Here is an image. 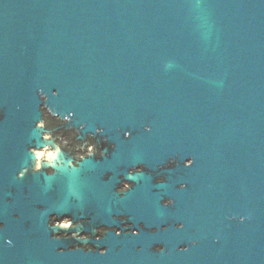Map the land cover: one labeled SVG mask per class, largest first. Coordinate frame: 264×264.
Returning <instances> with one entry per match:
<instances>
[{"label": "water", "instance_id": "95a60500", "mask_svg": "<svg viewBox=\"0 0 264 264\" xmlns=\"http://www.w3.org/2000/svg\"><path fill=\"white\" fill-rule=\"evenodd\" d=\"M0 264H264V0H0Z\"/></svg>", "mask_w": 264, "mask_h": 264}, {"label": "flooded vegetation", "instance_id": "af4514ba", "mask_svg": "<svg viewBox=\"0 0 264 264\" xmlns=\"http://www.w3.org/2000/svg\"><path fill=\"white\" fill-rule=\"evenodd\" d=\"M42 139L44 140V146L42 148H35L33 147L31 149V152L33 154H38L41 158L39 159L40 165L37 166L36 161V167L39 168L40 171L43 173H46L47 176H51L54 173V170L51 165V159L53 154L59 153L61 157H63L65 160L71 159L72 163L74 165H78L86 158H89V154L93 157L94 161H98L102 158L103 152L102 149L96 148L93 144H87L84 142H79L75 139L74 135H70L69 133H63V132H56L52 134H44L42 136ZM46 166V167H44ZM44 167V168H42ZM34 169L33 173L39 171ZM135 171L141 172V168L136 169ZM132 173L133 171H129ZM122 179V178H120ZM104 180L106 182H109V175L105 174ZM132 187V184L127 180H121L120 183L117 185L115 184L112 186V193L115 195L122 196L124 193L130 190ZM42 209V208H41ZM50 223L52 226H59L61 224H67L71 223L74 220V217L72 214H64V215H58L55 213L49 212L48 214ZM76 219L79 224L83 226H87L89 222L92 220L88 213H80L77 214ZM114 220H120L121 223L119 226H107L105 224H95V232L96 237L94 238L95 241H99L103 234L109 231H113L117 235L121 234L122 231H125L127 233L131 232V228H133L132 224L126 223L125 219L122 217H113ZM134 233H137V230L133 231ZM70 238L71 235H57V238ZM89 237L88 233L83 232L78 238L80 240L87 239ZM81 247V245H80ZM88 248L96 249L92 244H88ZM101 252H104L105 249H100Z\"/></svg>", "mask_w": 264, "mask_h": 264}]
</instances>
